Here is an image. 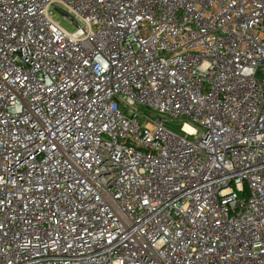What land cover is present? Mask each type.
<instances>
[{"label":"built area","instance_id":"1","mask_svg":"<svg viewBox=\"0 0 264 264\" xmlns=\"http://www.w3.org/2000/svg\"><path fill=\"white\" fill-rule=\"evenodd\" d=\"M0 264H264V0H0Z\"/></svg>","mask_w":264,"mask_h":264},{"label":"rangeland","instance_id":"2","mask_svg":"<svg viewBox=\"0 0 264 264\" xmlns=\"http://www.w3.org/2000/svg\"><path fill=\"white\" fill-rule=\"evenodd\" d=\"M51 12H52V16H53L54 21L58 22L59 25L64 30H66L69 33H73L76 31L75 25L68 18L64 17L63 15H61L57 11L53 10ZM142 111H144L147 115H149L153 121H156L158 119V117L156 115L151 114L148 111H145V108H143ZM180 124H181V121L178 123L174 122V123L170 124V127L173 128L175 131L182 133Z\"/></svg>","mask_w":264,"mask_h":264}]
</instances>
